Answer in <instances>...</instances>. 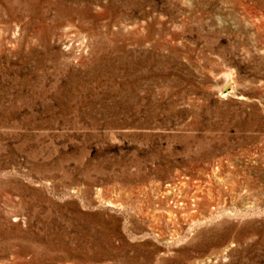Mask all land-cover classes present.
Here are the masks:
<instances>
[{
    "label": "rangeland",
    "instance_id": "rangeland-1",
    "mask_svg": "<svg viewBox=\"0 0 264 264\" xmlns=\"http://www.w3.org/2000/svg\"><path fill=\"white\" fill-rule=\"evenodd\" d=\"M0 264H264V0H0Z\"/></svg>",
    "mask_w": 264,
    "mask_h": 264
},
{
    "label": "bare ground",
    "instance_id": "bare-ground-1",
    "mask_svg": "<svg viewBox=\"0 0 264 264\" xmlns=\"http://www.w3.org/2000/svg\"><path fill=\"white\" fill-rule=\"evenodd\" d=\"M227 80L228 81H230L231 80V76H230V74L228 75V77H227ZM227 82V81H226ZM232 82V81H231ZM221 89V88H220ZM225 94V93H224Z\"/></svg>",
    "mask_w": 264,
    "mask_h": 264
}]
</instances>
